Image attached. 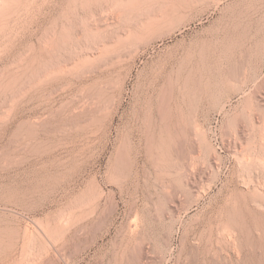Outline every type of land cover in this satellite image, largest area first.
<instances>
[{
    "label": "rangeland",
    "instance_id": "obj_1",
    "mask_svg": "<svg viewBox=\"0 0 264 264\" xmlns=\"http://www.w3.org/2000/svg\"><path fill=\"white\" fill-rule=\"evenodd\" d=\"M174 1L0 0V264H264V123L244 128L254 92L264 116V0H206L121 64L100 55ZM213 27L226 45L164 63Z\"/></svg>",
    "mask_w": 264,
    "mask_h": 264
},
{
    "label": "bare ground",
    "instance_id": "obj_2",
    "mask_svg": "<svg viewBox=\"0 0 264 264\" xmlns=\"http://www.w3.org/2000/svg\"><path fill=\"white\" fill-rule=\"evenodd\" d=\"M124 1V0H123ZM210 1V0H208ZM175 2V1H174ZM178 2V3H177ZM177 2H175V6L174 9H172L171 11H164L163 12H158L157 14H155L152 17H149V19L141 24V26H139L138 29H135L134 31H130L127 33H125L124 35L120 34L118 36L117 39H111V40H105V49H101L100 51V55H102L103 53H105V64L106 67L107 65H111L110 67L112 68V65H116L117 64H121L123 61H125L127 58H131L134 56L135 52L137 51L136 49H138V44L136 43V41H141L144 37V33L147 34V31L149 32V30L151 29H156L158 28H162L163 25L165 26V24L167 22H169V20H171L172 16L175 13H180L185 9H194L195 7H197L201 2H207L206 0H178ZM215 3V2H214ZM173 5V4H172ZM207 9V8H206ZM166 10V9H165ZM168 10V9H167ZM202 10V9H201ZM209 10V9H208ZM189 13V12H188ZM186 14V13H185ZM106 16V15H105ZM183 19V18H182ZM180 20L178 21V25L176 27H174L175 29L170 30L169 32H166L164 34H162V31L160 32L162 35L159 36V40H164L167 37L172 36V32L171 31H176L177 32H183L189 25H191L194 22H200L202 20V17H192L189 20ZM146 20V19H145ZM113 21V20H112ZM113 22L109 21L108 17L105 19V25L107 26H111ZM114 24V23H113ZM215 27V26H214ZM213 27V28H214ZM219 28V27H218ZM210 29V28H209ZM208 29V30H209ZM221 29V28H220ZM133 30V29H132ZM157 30V29H156ZM207 30V31H208ZM222 30V29H221ZM117 31V30H116ZM127 31V30H126ZM165 32V31H164ZM223 32V31H222ZM226 32H224L225 34ZM223 34V35H224ZM158 36V35H156ZM113 37V36H112ZM226 37V36H225ZM153 38V37H152ZM242 38V37H241ZM240 38V39H241ZM110 39V38H107ZM150 39V38H149ZM193 39V38H192ZM230 39V38H229ZM248 39V38H247ZM245 38V40H241V41H236L234 44H229L230 46H226L223 47L222 51L224 54V57L227 58H232L235 57L236 54H238L239 52L248 54L250 52V47L248 46V40ZM151 40V39H150ZM148 40V43L149 41ZM154 40V39H153ZM191 40V39H190ZM233 40V39H232ZM238 40V39H237ZM225 41L226 38H225ZM222 38V34H220V31L217 30V28L211 30L209 33H207L206 35L202 36V37H198L194 40H191L190 42H182L179 46V48H177V50L175 49V51L173 50L169 55H167L166 58H164V63H168L173 65H176V67H180L179 69H181L183 66L186 65L187 61L189 60H193L194 57H196L198 52H201L203 50H208L209 46L213 45V44H221V46L223 44H225V42ZM231 42V41H230ZM144 43V42H143ZM227 44V43H226ZM225 44V45H226ZM147 45V43H146ZM97 46V45H96ZM144 46V45H143ZM218 46V45H217ZM212 48V47H211ZM237 48V49H236ZM172 50V49H171ZM222 53V52H221ZM203 55V53H201ZM137 55V54H136ZM240 55V54H239ZM244 55V54H243ZM201 56V55H200ZM221 56V55H220ZM242 56V55H241ZM199 57V56H198ZM207 57V56H206ZM222 57V56H221ZM237 58V57H236ZM130 60V59H129ZM233 60V59H231ZM199 60H197L198 62ZM202 61V60H201ZM210 61V60H209ZM228 61V60H227ZM191 62V61H190ZM196 62V64H197ZM231 62V61H230ZM165 63V64H166ZM200 63V62H199ZM163 64V63H162ZM190 64V63H188ZM193 65V64H192ZM206 65V64H205ZM187 67V66H186ZM192 67V66H191ZM190 67V68H191ZM212 67V66H211ZM109 68V67H108ZM174 67H172L173 69ZM195 68V67H194ZM110 69V68H109ZM162 69V68H161ZM200 69V68H199ZM204 69V67H203ZM206 69V68H205ZM114 70V69H113ZM198 70V68H197ZM195 70V71H197ZM180 71V70H179ZM189 71V70H188ZM203 72V70H201ZM200 71V72H201ZM189 72H194V71H189ZM198 72V71H197ZM201 72V73H202ZM206 72V71H205ZM181 74V73H180ZM188 74V73H187ZM162 76V75H161ZM193 76L192 74L189 73V75H187V77H185L184 79H179V84H178V88L179 89H186L189 88L190 83L193 81ZM198 76V75H197ZM203 76V75H202ZM199 77H200V73H199ZM198 77V78H199ZM203 79V78H202ZM234 79V78H233ZM192 80V81H191ZM191 81V82H190ZM196 81V80H195ZM194 81V82H195ZM201 81V80H200ZM206 81V80H205ZM203 82V81H201ZM223 82V81H222ZM221 82V83H222ZM227 82V81H226ZM199 83V82H198ZM196 84V83H195ZM202 84V83H201ZM200 84V85H201ZM168 85L173 89L175 84L174 82H170L168 83ZM199 85V84H198ZM197 88V87H196ZM171 89V90H172ZM177 89V88H176ZM192 89V88H191ZM201 89V88H200ZM259 90V89H258ZM172 93V92H171ZM250 97V96H249ZM251 98V102H248V104H246V108H245V122H244V128L247 129L250 132H253V135L257 136L259 130L258 129L261 126V122L264 123V116L263 119L261 118V112L260 111H256V107L255 104H259V98L256 96V92H254L252 94ZM258 99L257 102L255 104L253 103V99ZM248 100V98H247ZM261 102V101H260ZM260 106V105H259ZM254 108L256 109L254 111ZM258 108V107H257ZM261 108V106H260ZM259 109V108H258ZM262 120V121H261ZM263 125V124H262ZM261 136V134H260ZM261 150V147H260ZM244 154V153H243ZM258 156V155H257ZM259 160V159H258ZM257 160V158L254 160L249 159V158H244V161L242 162L243 167L245 168V171L249 170L248 172H252L250 175H248L246 178H244L243 181V185L245 187L248 188V186H250L251 183H256L254 180V173L255 172L257 174V172L260 171V174L257 175L258 178H261V162H259ZM260 165V166H259ZM260 168L258 171H254V168ZM264 168V167H263ZM256 177V179H257ZM264 178V177H262ZM261 182L259 181V183H256V188H258V192L261 194ZM264 189V188H263ZM264 193V191H263ZM260 199V198H259ZM261 204V203H260ZM2 207V206H0ZM2 208H0V252L3 250L2 244L4 245L3 239H4V235L6 234V232H8V228L10 225V219L7 218L6 214L3 213ZM9 216V215H8ZM11 218V217H10ZM229 223V222H228ZM228 225V224H227ZM228 226H225V232L226 233H234L235 230H232L230 227L226 228ZM11 229V228H10ZM223 229V231H224ZM234 231V232H233ZM224 233V232H223ZM6 236V235H5ZM5 240V239H4ZM22 247V246H21ZM2 248V249H1ZM6 249V248H5ZM24 249V248H23ZM4 252V251H3ZM9 252V251H8ZM2 253V252H1ZM3 258V257H2ZM8 258V257H7ZM1 259V258H0ZM5 262V261H4ZM29 264V263H28Z\"/></svg>",
    "mask_w": 264,
    "mask_h": 264
}]
</instances>
